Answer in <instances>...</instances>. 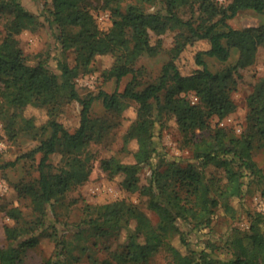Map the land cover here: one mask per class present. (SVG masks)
Wrapping results in <instances>:
<instances>
[{
	"label": "trees",
	"instance_id": "1",
	"mask_svg": "<svg viewBox=\"0 0 264 264\" xmlns=\"http://www.w3.org/2000/svg\"><path fill=\"white\" fill-rule=\"evenodd\" d=\"M186 6L198 13L197 19L179 15ZM98 9L109 12L106 29L98 26L94 15ZM245 9L264 12V0H49L43 13L60 47L59 54L51 57L42 50L29 55L19 38L22 30L44 24L40 15L20 0H0V12L11 13L0 39L1 127L10 141L22 134L39 141L6 162L11 165L39 155L35 181L14 186L17 196L29 197L32 217L26 219L19 204L0 202V211L10 221L3 225L7 244L0 243V264H20L27 248L41 236L54 243L45 264H72L71 259L80 257L75 248L92 258L98 245L107 254L101 264H145L158 252L172 264H264V217L258 211L252 213L248 242L230 233L222 245L225 255L217 252L210 236L202 245L196 243L203 228L211 231L218 208L234 218L232 199L242 197L251 180L264 179V168L254 158L255 149L264 144V75L247 96L245 128L229 134L233 128L217 122L207 135L197 133L210 127L211 117L220 120L235 110L230 94L235 74L251 64L257 48L264 45V24L236 28L227 22ZM168 29H179L171 57L155 81H145L143 68L135 67V62L144 54L156 55L161 38L151 34L159 36ZM199 40L206 46L194 53V67L183 71L177 58ZM70 48L75 52L72 64L64 54ZM231 49L237 52L234 63L210 68L206 56L225 62ZM102 56L110 58L102 69L105 80L118 82L130 75L129 80L122 91L81 95L75 78L97 70ZM95 98L117 117L132 113L124 143L134 142V161L110 155L99 158V166L109 178L119 177L126 190L146 196L156 222L125 198L84 203L77 221L61 217L55 209L68 191L89 180L96 157L88 147L113 126L108 118L92 114ZM72 102L80 107L73 129L61 120ZM29 108L43 111L45 119L29 113ZM168 120L175 122L190 145L191 153L184 159H165L155 144L156 124ZM145 166L148 179L140 184Z\"/></svg>",
	"mask_w": 264,
	"mask_h": 264
},
{
	"label": "rangeland",
	"instance_id": "2",
	"mask_svg": "<svg viewBox=\"0 0 264 264\" xmlns=\"http://www.w3.org/2000/svg\"><path fill=\"white\" fill-rule=\"evenodd\" d=\"M49 0H20L28 10L40 15L44 24L36 30L24 29L19 34L24 42L23 48L29 55L34 54L37 51L49 53L51 57L55 54H59L60 47L57 45L55 36L52 29L45 19L43 10L47 6ZM46 3V5H45ZM150 6V5H149ZM147 5V7H149ZM179 15L186 18H198V13H194L191 9L181 7L179 9ZM105 13L108 15L105 16ZM11 15L8 10L0 12V39L5 31L4 25L6 19ZM99 28L106 29L110 25L109 12L105 9H98L94 11ZM227 22L236 28H241L248 25L264 24V12H257L251 9H245L237 12V14L227 20ZM179 29L166 30L159 36L151 34L152 38L160 37L161 45L156 55L150 56L144 54L135 62V67H141L144 70L143 79L145 81H155L160 72L164 62L171 57V47L174 44L175 34ZM206 46V43L199 40L187 47L181 52L177 58V62L183 71L189 70L194 67L193 55L196 50ZM232 53L230 58L225 62H220L213 57H205L211 69L217 70L223 68L228 64L234 63L237 57V52L231 49ZM74 50L68 49L64 54L70 64L74 63ZM98 62V69L90 73L79 74L75 78L76 87L81 95L91 92L97 94L99 90H105L112 92L114 90L122 91L125 83L129 80L130 75H126L121 78L120 81H116L115 78L105 80L102 76V69L107 67L110 63L108 56H102ZM54 62V59L51 58ZM264 75V45H260L255 51L253 62L244 68H239V75L235 74L236 83L232 85L230 94L236 103V108L229 115L232 117L231 123L227 126H231L233 130L229 131V134H237L239 132L236 128H245L246 125V113L248 111L247 96L252 92L254 87L261 81ZM101 98H95L92 104V114L95 116H104L108 118L113 126L109 128L101 140L97 142H91L89 145V151L95 154L94 167L87 180L82 185L77 186L75 189L68 191L58 202L55 203V209L61 217H67L69 220H79L83 214L82 206L84 203L92 205L101 204L107 201L125 198L126 200L136 203L147 215L151 218L152 222L158 220L157 215L147 207V197L141 195L138 190L128 191L119 183V177L113 179L109 178L107 174L99 166V158L114 155L120 158L124 162H133L134 157L132 155V149L135 147L134 142L129 144L124 143V134L132 123V113L127 111L124 116L117 117L110 112H107L104 106H102ZM79 104L72 102L65 108L61 116V120L65 122L71 129L77 124L79 111ZM29 113H34L40 120L45 119L43 111H36L31 108L27 110ZM218 122L217 117L213 116L209 119V128L204 130H197L198 134L207 135L208 131L212 129ZM219 125V124H218ZM236 125V126H235ZM156 138L155 144L159 148V152L165 159L180 158L184 159L191 153L190 145L186 141L184 133L177 127L173 120L165 121L160 126H155ZM39 141L37 139L29 138L26 134L19 135L15 140H8L4 130L0 123V178L8 184V191L0 196V202L11 206L19 204L24 213L26 219H30L31 206L30 199L26 195L17 196L15 190L16 184H22L27 182H33L37 178L38 172L36 169L37 159L39 155H36L34 159L21 158L14 164L6 165V162L14 160L18 154L26 152L35 147ZM254 158L264 168V144L258 147L254 151ZM54 160V159H53ZM55 159L53 162H56ZM213 167H209L212 170ZM140 184L147 182L149 169L147 166L140 171ZM264 190V179L251 180L248 184V190L242 197L232 199V204L236 207V216L234 218L224 214L221 208H218L213 215L212 227H205L201 230L202 234L196 239L198 246L202 245L207 236H210L213 242L216 244V250L218 253L225 255L226 250L223 248V242L230 233H237L243 236L245 243L248 242L247 231L250 228L251 218L253 212H261L257 209V204L254 197L262 195ZM10 222L6 219L4 211H0V243L7 244V239L4 234L3 225ZM238 228V229H237ZM262 228L264 229V219L262 222ZM207 232H209L207 235ZM92 241V238L88 240ZM175 243H180L174 239ZM53 241L47 236H41L39 242L33 246L27 248L20 264H45V260L50 256L53 250ZM98 245L97 250L92 258H89L86 253H81L77 248L73 250L74 253L79 255V259H71L72 264H101L102 260L107 254L106 251ZM96 259V261H93ZM145 264H172L167 258L164 252H158L153 255L150 260Z\"/></svg>",
	"mask_w": 264,
	"mask_h": 264
},
{
	"label": "built area",
	"instance_id": "3",
	"mask_svg": "<svg viewBox=\"0 0 264 264\" xmlns=\"http://www.w3.org/2000/svg\"><path fill=\"white\" fill-rule=\"evenodd\" d=\"M219 2H223L224 0H218ZM108 14L105 13V16H107ZM196 100V96H192V102H194ZM232 121V117L230 115L218 120V124L220 126H225L228 125L229 123H231ZM236 126V125H235ZM238 131H240V127L236 128ZM8 191V184L0 178V196H2L4 193H6ZM255 202L257 204V209L259 211H264V200L263 197L261 195H256L254 197ZM7 220H9L8 217H6Z\"/></svg>",
	"mask_w": 264,
	"mask_h": 264
}]
</instances>
